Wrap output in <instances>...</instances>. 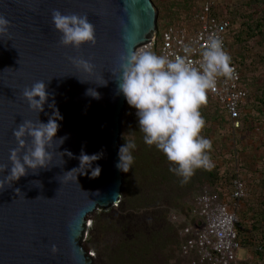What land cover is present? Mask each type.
Wrapping results in <instances>:
<instances>
[{"label":"water","instance_id":"water-1","mask_svg":"<svg viewBox=\"0 0 264 264\" xmlns=\"http://www.w3.org/2000/svg\"><path fill=\"white\" fill-rule=\"evenodd\" d=\"M57 10L87 15L96 44L64 47L52 21ZM0 16L11 25L0 37V166H7L0 175L5 180L0 192V264H102L88 250L90 219L119 208L126 197L124 173L116 164L127 102L114 79L119 78L121 56L158 35V8L153 0H0ZM74 60L93 65V75ZM104 79L107 86H98ZM40 81L47 84L49 104L54 98L63 117L57 137L67 139L60 148L49 149V170H29L9 184V156L18 148L14 131L24 121L47 123L52 116L48 105L38 113L24 98V91ZM88 89L96 90L100 99L86 95ZM26 143L31 147V138ZM82 150L103 153L96 162L102 171L96 179L90 171L78 175V184L77 173L71 180L64 175L79 168Z\"/></svg>","mask_w":264,"mask_h":264},{"label":"clouds","instance_id":"clouds-1","mask_svg":"<svg viewBox=\"0 0 264 264\" xmlns=\"http://www.w3.org/2000/svg\"><path fill=\"white\" fill-rule=\"evenodd\" d=\"M52 21L56 31L61 34V44L66 48L80 49L85 44L94 45L97 42L95 27L87 15H64L57 10L52 14ZM10 26V22L0 16V37L8 34ZM183 51L184 56L169 57L148 50H129L127 55L121 56L119 78L114 80L118 94H122L127 104L135 109L143 142L162 152L170 164L169 170L182 183H188L197 170H211L214 166L210 156L211 141L202 135L205 120L200 109L206 104L208 93L215 90L218 78L231 79L234 69L230 66L231 58L224 50L223 41L215 35L210 36L199 49V67L188 59L196 49L186 45ZM73 63L88 75H93L94 66L89 62L74 60ZM79 80L81 83L89 82ZM107 83L104 79L103 83L97 85L107 86ZM23 95L33 111L41 113L48 105L53 112L47 123L24 121L14 131L18 148L10 152L12 167L6 178L9 184L26 177L29 170L32 174H38L41 169L49 170L53 159L49 149L60 148L67 139L57 137L60 128L58 121H62L63 117L54 98L49 104L47 84L37 82ZM86 95L100 99V94L94 89H88ZM27 138L32 140L31 147L26 143ZM122 138L124 144L118 150L116 167L128 173L135 162L133 152L137 144L131 132ZM25 149L27 151L21 156ZM61 153L72 156L70 152ZM102 156L103 153L89 155L82 150L79 168L65 173V179L71 180L72 174L77 173L75 180L78 183V175H88L89 171L90 178H99L102 169L96 162ZM93 164L96 166L93 167ZM6 169L7 166H0V175ZM33 182L40 184L39 181ZM4 189L5 180H0V192ZM16 192L17 195L21 194L19 189Z\"/></svg>","mask_w":264,"mask_h":264},{"label":"trees","instance_id":"trees-1","mask_svg":"<svg viewBox=\"0 0 264 264\" xmlns=\"http://www.w3.org/2000/svg\"><path fill=\"white\" fill-rule=\"evenodd\" d=\"M191 1L197 2L201 11L208 2H214V16L219 20H231L232 27L228 34L231 62L240 68L244 86L251 91L252 88L245 85L244 79L248 78V74L242 68L245 67L247 59L253 61L254 72L264 67V0ZM259 100L264 109V97ZM244 108L245 106L243 110ZM141 138L143 134L138 140L142 152L136 151L133 154L135 162L126 177L129 195L126 203H121L125 219L121 222L119 234L124 236V240L119 247L117 262L169 264V257H166V261L159 260L160 254L167 251L171 244L180 245V230L170 221L171 211L176 210L180 215L189 218L193 208L185 213L184 201L188 196L197 198L202 191L199 192V187L205 183L219 192L225 200H229L233 192V182L242 179L237 173L223 176L220 169L213 166L211 170H197L188 183H182L169 170L170 164L165 155L154 146L146 145ZM210 156L215 160L212 149ZM243 216L236 228L238 241L242 249L252 251L250 254L254 258L252 263H246L264 264V210L253 211V217L247 214Z\"/></svg>","mask_w":264,"mask_h":264},{"label":"rangeland","instance_id":"rangeland-1","mask_svg":"<svg viewBox=\"0 0 264 264\" xmlns=\"http://www.w3.org/2000/svg\"><path fill=\"white\" fill-rule=\"evenodd\" d=\"M153 1L159 11L160 33L170 27L196 29L198 15L201 13V6L197 2L191 0ZM252 62L251 59H247L245 67L242 68L243 72L248 74V78L244 79L245 85L250 86L252 90L243 110L241 129H234L223 107L211 96L207 95V102L200 109L205 120L202 135L211 141L215 159L212 160L214 167H218L223 176L237 173L250 190L249 198L244 202L242 209L237 211L240 220L243 219V214L253 217V211L262 212L264 210V109H262L263 105L259 100L264 97V67L254 72ZM122 126L123 135L131 132L135 137L137 148L133 154L142 152L141 146L138 145V140L142 135L139 132L138 124L124 116ZM140 140L143 141V138ZM123 144L124 140L121 138V145ZM127 176L128 174L124 173L126 195L124 203L128 200L129 195L126 185ZM205 188H210V186L205 183L198 190L200 192ZM196 199L192 196L186 198L184 201L185 213H189L191 208H194ZM175 213L183 216L173 210L169 218L172 224L180 230L178 223L174 221ZM124 219L125 212L121 211V205L117 209L101 211L99 217L90 219L88 250L95 257V262L119 264L117 255L124 240V236L119 234V230ZM179 243L180 245L171 244L168 250L162 253L163 255L160 254L159 260L166 261V257H169V264H190V260L181 253L183 243L181 235H179ZM250 253L252 251L241 249L238 253L237 264H242L244 263L242 261L247 259L248 263H252L254 258Z\"/></svg>","mask_w":264,"mask_h":264},{"label":"built area","instance_id":"built-area-1","mask_svg":"<svg viewBox=\"0 0 264 264\" xmlns=\"http://www.w3.org/2000/svg\"><path fill=\"white\" fill-rule=\"evenodd\" d=\"M214 2H208L198 15L196 29L185 27L166 28L158 33L154 41L139 50L153 51L159 55L175 57L184 56L186 45L196 51L188 59L199 67V49L207 39L215 35L223 41L224 50L231 58L228 47V34L232 27L229 19L219 20L214 16ZM234 69L231 79L218 78L215 90L208 96L215 98L226 111L234 129L242 128L243 107L250 98V91L244 86L240 68L231 62ZM124 116L138 124L135 109L127 104ZM250 191L245 182L236 179L233 182V192L229 200H225L219 192L205 188L196 199L195 206L189 218L173 215L174 221L180 227L183 239L181 253L190 260V264H237L238 253L242 249L238 241V212L249 198Z\"/></svg>","mask_w":264,"mask_h":264},{"label":"crops","instance_id":"crops-1","mask_svg":"<svg viewBox=\"0 0 264 264\" xmlns=\"http://www.w3.org/2000/svg\"><path fill=\"white\" fill-rule=\"evenodd\" d=\"M228 119H229V117H228ZM230 120V119H229ZM239 260V259H238ZM248 261V259L246 260V261H242V262H244V263H246ZM241 262V261H240Z\"/></svg>","mask_w":264,"mask_h":264}]
</instances>
